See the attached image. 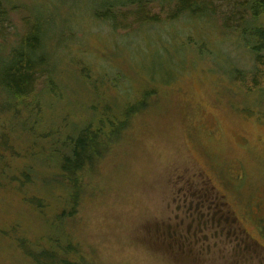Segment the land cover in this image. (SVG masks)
I'll return each mask as SVG.
<instances>
[{
  "label": "rangeland",
  "instance_id": "rangeland-1",
  "mask_svg": "<svg viewBox=\"0 0 264 264\" xmlns=\"http://www.w3.org/2000/svg\"><path fill=\"white\" fill-rule=\"evenodd\" d=\"M255 1L203 0L206 18L174 22L168 20L178 10L173 0L161 6L150 0L148 18L129 0H0V49L7 58L38 11L66 20L57 56L72 67L81 59L88 81L107 66L109 73L123 69L128 94L103 83L96 87L99 99L135 102L145 89L154 90L148 92L153 110L136 118L128 139L114 146L124 148L108 156L101 194L85 199L75 219L77 239L88 245L86 261L264 264V76L251 94L232 79L234 69L244 81L255 69L250 47L232 28L250 27L251 34L264 28V13L251 12ZM100 11H110L114 21L96 19ZM61 71L63 83L71 84L77 70L62 65ZM87 101L95 103L94 94ZM16 263L0 251V264Z\"/></svg>",
  "mask_w": 264,
  "mask_h": 264
},
{
  "label": "trees",
  "instance_id": "trees-1",
  "mask_svg": "<svg viewBox=\"0 0 264 264\" xmlns=\"http://www.w3.org/2000/svg\"><path fill=\"white\" fill-rule=\"evenodd\" d=\"M149 1L129 0L137 14L147 18ZM173 2L178 10L169 21L179 16L206 18L205 9H201L203 0L200 4L191 0ZM252 5L254 17L261 11L264 13V0H256ZM109 14L110 11H100L94 16L114 21L115 17ZM55 17L37 11L27 23L28 30L19 47L9 58L7 51L0 49L3 54L0 56V251H8L16 264L93 263L82 255L88 245L77 239L75 219L85 199H95L101 194L99 183L106 176V162L113 157L108 160V156L124 148L123 144L117 149L114 146L128 139L127 133L136 118L150 108L153 110L148 93L154 91L151 89L142 91L135 102L118 104L111 97L99 99L96 87L103 83L113 91L127 93L123 69V72L109 73L107 66L103 74L92 76L94 80L88 81L90 72L80 63L81 59H75L72 67L62 56H57L59 45L65 41L62 32L66 20L54 22ZM232 28L242 33L243 45L250 47L255 63L253 74L245 81L238 69L233 70L232 79L242 83L245 92L251 94L260 90L257 77L264 76V57L261 56L264 28L256 29L253 34L246 33L250 27L241 30V26L236 25ZM249 40L254 42L253 46ZM119 52L125 54L123 50ZM111 58L109 54L104 63L108 65ZM84 60L91 67L87 59ZM62 65L71 72L77 70L69 76L71 84L63 83L67 75L61 71ZM114 73L117 74L113 77ZM39 76L42 78L37 90ZM157 90L163 91L162 87ZM90 94H94L95 103L87 101ZM34 100L38 105L31 102ZM73 119L78 124L68 122Z\"/></svg>",
  "mask_w": 264,
  "mask_h": 264
}]
</instances>
